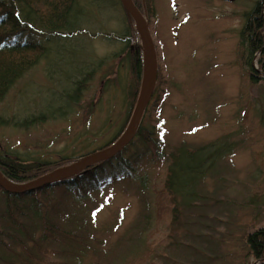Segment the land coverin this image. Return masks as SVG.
<instances>
[{
  "label": "rangeland",
  "instance_id": "rangeland-1",
  "mask_svg": "<svg viewBox=\"0 0 264 264\" xmlns=\"http://www.w3.org/2000/svg\"><path fill=\"white\" fill-rule=\"evenodd\" d=\"M79 1L84 11L91 6L78 28L84 33L58 40V47L50 45L52 50L0 103V153L20 156L31 151L57 160L107 145L127 126L133 109L128 56L136 41L141 45L139 35L136 39L132 33L129 52L116 39L96 36L121 37L130 22L118 3L102 10L92 0ZM256 1L152 0L150 24L142 12L162 79L156 80L140 125L154 126L160 139L158 152L167 157L177 149L204 148L198 156L203 163L184 192L191 195L178 197L177 224H170L169 214L158 219L141 201L153 199L147 186L159 187L165 172L150 165V152L135 139L124 155L134 171L120 169L112 161L98 173L95 190H91L94 182L85 179L50 188L47 219L64 232L82 236L79 245L61 234L44 236L26 202L18 205L17 213L12 210L20 223L13 225L4 216L5 197L0 191V239L6 245L0 246V264H21L19 259L29 255L38 261L50 256L35 246L59 251L50 258L67 259L65 264L254 263L252 257L245 259L244 238L264 224V85L250 81L239 35L244 15ZM252 65L256 68V60ZM87 72L92 73L90 80L70 110L66 95L72 82ZM157 100L154 115L151 108ZM34 116L42 123L27 129L1 122ZM215 146L223 153L209 158L206 153ZM186 164L180 157L179 167ZM148 168L141 178L140 170ZM133 180H141L144 194ZM148 247L151 251L144 254Z\"/></svg>",
  "mask_w": 264,
  "mask_h": 264
},
{
  "label": "trees",
  "instance_id": "trees-1",
  "mask_svg": "<svg viewBox=\"0 0 264 264\" xmlns=\"http://www.w3.org/2000/svg\"><path fill=\"white\" fill-rule=\"evenodd\" d=\"M132 2L141 13H147L146 15L150 24V18L153 15L152 0H132ZM114 3L120 5L127 20L130 22L128 29L121 37L101 33L95 35H102L110 40L116 39L118 43L123 44L124 51L129 52L131 50L129 41L130 37H132L133 33L137 39L136 35H138V33L136 29L133 28V25L131 24L132 20L125 12L120 0H92V5L95 4V6L97 5L96 8L99 7L102 10H104L106 6L108 7ZM90 8L91 6L89 5L84 11V8L80 7L79 0H0V103L4 100L15 83L26 72L35 67L47 52L52 50V48L49 47L50 45H53L52 47H58V40H69L70 38L78 36V33H84L81 32L83 30H79L78 28L86 21V14L91 10ZM147 18H145L146 21ZM81 20L83 23H80ZM239 36V45L244 48L243 62L250 81L253 84L261 82L264 85V0H257L251 9L244 15V23ZM133 51L131 57H128L130 60L133 81L130 98L131 104L134 106L142 75L143 53L138 41H136ZM253 60H256V69L252 65ZM91 74V72H87V75L82 77V80L72 82L69 91L71 93H68L66 95V97L69 95L67 100L66 98L64 100L65 105H68V109H70V105L75 104L80 99L79 97L84 89L83 87L89 82ZM157 78L158 82L162 79L159 71ZM156 92L158 93L159 91L156 90ZM162 94L163 92L159 95L158 100L161 99ZM158 100L153 102L155 104L151 108V112L154 115L157 112ZM61 115L62 114H60V116ZM262 119L264 122V116ZM141 121L133 139L119 153L93 164L76 176L21 194L7 193L0 188V191L3 192L5 197L4 216L8 220H11L13 225H15V223L20 225L19 221L13 216L15 215L14 211L17 213L21 210L18 209V205L26 202L25 207L28 206V208L32 210L33 220L36 221V223L40 222L44 236L49 238L55 234L56 236L61 234L63 235V238L73 242L75 245L81 244V240L84 239L82 236L64 232L58 228L56 224L47 219L46 213L49 208L47 196L50 188L69 182L74 184L76 181H82L81 179H85L94 182V184L91 183V186L93 187L91 190H95L99 188V180L97 178L98 173L102 171L104 165H110L112 161L118 162L120 169L123 168L128 171H134L133 167L126 163L124 155L128 152V149H130L134 140L139 139V141L150 152V165L154 163V167L156 166L165 172L164 179L160 182L159 187L154 183H150L147 186V188H150L149 190L153 195V199L149 202L147 198H141V201L144 200V205L150 207L149 212H154L155 217L157 216L158 219L162 214H169L171 219L170 224L173 226L177 224L178 197L180 194L191 195L189 192H184H186V186H189L194 182V179H192V173L197 169H200L203 163L202 157L198 156H200L199 153H202L204 148L187 151L177 149L176 153L167 157V155L158 152L157 145L160 139L157 138L154 126L151 129L144 128L140 125ZM1 122L2 124H10L13 127L27 129L33 125L42 123V118L34 116L21 122L14 120H10L9 122L1 120ZM120 136L114 138V141L107 145H102L98 148H89L84 153H73L72 155L60 157L57 160L45 159L42 156L34 155L31 151L20 156H18V154L13 155L7 152H5V154L0 153V173L8 182L14 185L32 182L56 169L69 165L81 158L110 146L117 141ZM217 152L218 154L223 153L221 150L217 151V146H215L213 151H209L206 154L207 156L211 154L216 155ZM187 156H190V158ZM180 157L186 158L187 160V164L182 166V168L179 167ZM208 157L210 158V156ZM148 171L149 168L144 171L140 170V172L144 174L142 177L139 173L136 174L143 178L149 173ZM128 175L127 178L130 177ZM133 182L140 185L139 183L141 180H133ZM139 188L140 189L138 190L140 191V194L144 192V190H142L143 186L140 185ZM149 203L151 204L149 205ZM145 206L143 211L145 210ZM13 209L14 211H12ZM18 228L22 233L26 235L28 234V232H25L23 226H18ZM244 241L246 245L245 259L252 257L254 260L253 264H264V224L258 229L247 233ZM143 244H145L144 239ZM0 246H6L1 239ZM35 247L40 250L43 255L50 256L38 261L29 255L25 260L19 259L21 264H65L68 262L67 259L60 260L55 257L50 258L59 251L52 252L46 249H41L38 246ZM20 248L26 252L22 244H20ZM148 251H151L149 247L144 251V254Z\"/></svg>",
  "mask_w": 264,
  "mask_h": 264
},
{
  "label": "water",
  "instance_id": "water-1",
  "mask_svg": "<svg viewBox=\"0 0 264 264\" xmlns=\"http://www.w3.org/2000/svg\"><path fill=\"white\" fill-rule=\"evenodd\" d=\"M120 2L125 12L134 23V27L140 38L143 53L140 87L130 119L123 133L117 141L110 146L81 158L69 165L56 169L32 182L14 185L8 182L0 173V188L3 191L11 194H21L71 178L83 172L93 164L119 153L133 139L144 111L152 98L156 85L158 68L155 46L146 20L132 0H120Z\"/></svg>",
  "mask_w": 264,
  "mask_h": 264
}]
</instances>
